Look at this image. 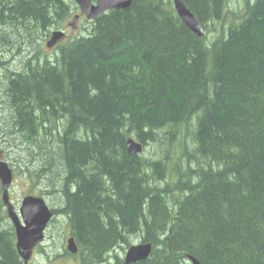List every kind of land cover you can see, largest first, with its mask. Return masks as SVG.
I'll return each mask as SVG.
<instances>
[{
  "label": "trees",
  "instance_id": "obj_1",
  "mask_svg": "<svg viewBox=\"0 0 264 264\" xmlns=\"http://www.w3.org/2000/svg\"><path fill=\"white\" fill-rule=\"evenodd\" d=\"M181 1L203 37L172 0H131L52 61L0 65V147L29 150L25 172L46 178L81 264H125L112 253L132 237L152 250L131 264H264V0H246L212 39L228 0ZM74 7L0 0V43L48 37ZM129 136L156 151L130 155ZM15 243L0 222V264H23Z\"/></svg>",
  "mask_w": 264,
  "mask_h": 264
},
{
  "label": "rangeland",
  "instance_id": "obj_2",
  "mask_svg": "<svg viewBox=\"0 0 264 264\" xmlns=\"http://www.w3.org/2000/svg\"><path fill=\"white\" fill-rule=\"evenodd\" d=\"M251 2V0H248ZM245 3L246 0H228V3L226 4V13L224 17L223 23H217L215 24V30L213 31L211 28L209 31L206 33V36L209 39H212L213 37H216L220 33V27L221 25L227 27L228 23L234 19V16L236 13L239 15H243L244 10H245ZM76 11L71 15V17L62 24L61 29L65 33L67 38L66 40L73 39L76 37H79L81 35H86L87 32L89 31L91 25L89 24L88 21L84 20L83 18H80L76 22L75 29L71 27L73 24L72 18L74 15H76ZM209 27L212 26V24H208ZM214 26L212 28H214ZM59 29V30H61ZM57 29H51L48 33H52L56 31ZM47 33V32H44ZM40 31L36 32L35 34H24L23 36L25 38V41L22 43H19L20 45H12L13 48L10 46V44H13V39L9 38L6 39L5 42L0 43V65H4V62H10V65L12 67H9L11 72H14L16 69L14 65H21V62L25 61L27 58L33 57L34 60H38L37 62H43V58L47 59H53L54 56L57 54V51L55 50L56 46L55 45L51 49L45 48V43L49 39L47 37H44L43 34ZM14 37V36H13ZM18 38H16L17 40ZM63 39V37H62ZM63 41L60 45H64L67 41ZM61 42V41H60ZM7 43H9L7 45ZM7 45V46H6ZM20 48V50L18 49ZM11 49V50H10ZM8 51L10 53H8ZM19 52V54H18ZM11 54V55H10ZM52 61V60H50ZM0 66V67H2ZM8 67V66H7ZM3 68H6V65H4ZM19 68V67H18ZM17 68V69H18ZM22 67H20L21 69ZM6 69H4L3 73H1V77L5 73ZM2 72V71H1ZM7 72V71H6ZM4 111H1L0 113V118L1 119H6L7 116L4 113ZM8 115V114H7ZM2 120V121H3ZM2 129L4 130V124L2 125ZM178 139L179 141H183V144H186L190 146L189 136L184 134V132L181 129L180 134H178ZM6 141V140H5ZM175 142V141H174ZM186 142V143H185ZM18 142L16 141H11L7 140L5 145L0 147V152L2 153L4 157V161L8 163V165L12 168L13 170V175L14 179L12 181V185L10 187L9 195H10V202L16 211L17 206L19 205V202L22 197V193L27 190L29 187L26 185L28 181L31 183H34L36 185V175L32 174L30 177L27 176V173L25 172L26 169H32L36 168V165H31L28 163L29 160V150L23 148V147H18V149L14 148L13 146ZM175 143H173L174 145ZM182 145V143H180ZM187 146V147H188ZM189 148V147H188ZM144 151L147 153H152L156 151L152 145H146L144 148ZM162 157L166 158L168 160L169 156L168 154H161ZM175 161V159L172 160V162ZM191 163V162H189ZM191 165H195V163H191ZM183 171V169H181ZM31 180H30V179ZM46 179V178H45ZM44 178H40L42 185L37 184L35 187V192H38V188L46 189V180ZM49 185H53L52 181L48 179ZM38 187V188H37ZM54 187V185H53ZM1 188V186H0ZM57 189V188H56ZM57 192V190H55ZM44 193L47 196V202L48 204L59 210L58 207V202H56V199L53 197L51 192L44 191ZM58 193V192H57ZM1 196V194H0ZM60 204V203H59ZM17 212V211H16ZM61 212L56 213V219L54 217L53 222L50 223L49 228L46 230L45 234V242L43 243V248L44 251L41 252V250L34 251L28 261L27 264H81V254L78 252L76 255L70 254L69 252L65 251V236L68 234L70 236L69 232V225L67 220H65L64 216L61 215ZM60 217V218H59ZM61 219V220H60ZM0 221L2 224V227L4 226L8 227L10 225V222L8 218L6 217V210L2 207L0 208ZM57 225V226H56ZM57 227V228H56ZM140 243V240L136 237L131 238V245L132 244H138ZM42 248V249H43ZM126 251V247L124 248H116L115 251L112 254H117L119 257L123 258L124 253Z\"/></svg>",
  "mask_w": 264,
  "mask_h": 264
},
{
  "label": "water",
  "instance_id": "obj_3",
  "mask_svg": "<svg viewBox=\"0 0 264 264\" xmlns=\"http://www.w3.org/2000/svg\"><path fill=\"white\" fill-rule=\"evenodd\" d=\"M75 1L79 4L81 12L84 13L87 18L101 15L104 11L124 10L131 4V0H96L95 5H92V0ZM173 5L177 15L185 26L196 36H202L203 31L198 20L190 13L187 7L180 0H173ZM61 35V33H54L50 42L47 44L48 47H51ZM127 150L131 154H137L139 152V147L134 145L131 141H127ZM0 181L5 191L10 181V171L7 169L5 163H0ZM19 213L23 225L19 223L18 218L13 213H9V216L15 228L16 247L21 251L20 253L24 261H26L33 247L43 240V230L52 214L42 200L31 197L23 199ZM68 249L71 252H75L72 240L69 241ZM148 254L149 248L147 246H132L126 254L125 263L130 264L144 260L147 258ZM190 260L192 264H199L194 258H190Z\"/></svg>",
  "mask_w": 264,
  "mask_h": 264
},
{
  "label": "bare ground",
  "instance_id": "obj_4",
  "mask_svg": "<svg viewBox=\"0 0 264 264\" xmlns=\"http://www.w3.org/2000/svg\"><path fill=\"white\" fill-rule=\"evenodd\" d=\"M74 2H75V5H76V7H77V9H79V10H81V8H80V6H79V4L74 0ZM192 14V13H191ZM193 15V14H192ZM194 16V15H193ZM58 33V32H57ZM63 36L61 35L59 38H57V39H61ZM126 151L129 153V151L126 149ZM130 154V153H129ZM131 155V154H130ZM134 156V155H133ZM49 184V183H48ZM48 203V202H47ZM50 206V205H49ZM50 208L52 209V211H53V207H51L50 206ZM57 218V217H56ZM60 218V217H59ZM61 220V219H60ZM51 223V222H50ZM57 226V225H56ZM57 228V227H56ZM46 230H47V228H44V230H43V235H44V238H46L45 237V234H46ZM139 245H142V246H147L148 248H149V254H148V256L150 255V253H151V250H152V246L150 245V244H143V243H138ZM131 246V245H130ZM130 246L127 248V249H129L130 248ZM127 249H126V251H127ZM125 251V252H126ZM148 256H147V258H148ZM146 258V259H147ZM190 258H192L191 256H188L187 257V260L189 261L190 260ZM145 259V260H146ZM195 261L196 262H198L196 259H195ZM199 263V262H198ZM200 264V263H199Z\"/></svg>",
  "mask_w": 264,
  "mask_h": 264
}]
</instances>
